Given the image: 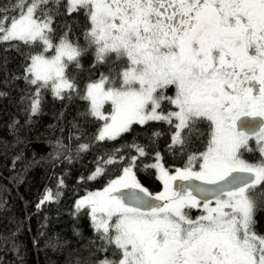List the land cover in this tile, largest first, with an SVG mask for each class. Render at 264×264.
<instances>
[{"label":"snow or ice","instance_id":"snow-or-ice-1","mask_svg":"<svg viewBox=\"0 0 264 264\" xmlns=\"http://www.w3.org/2000/svg\"><path fill=\"white\" fill-rule=\"evenodd\" d=\"M0 45L23 58L12 79L31 115L45 93L84 102L95 132L77 156L124 141L88 179L119 173L74 205L94 233L87 264H264V0H7ZM144 159L162 191L137 178Z\"/></svg>","mask_w":264,"mask_h":264},{"label":"trees","instance_id":"trees-1","mask_svg":"<svg viewBox=\"0 0 264 264\" xmlns=\"http://www.w3.org/2000/svg\"><path fill=\"white\" fill-rule=\"evenodd\" d=\"M5 47L0 45V91L7 93L0 96V264H87L88 241L94 233L87 213L74 215V205L86 192L102 189L119 173V165H110L106 175L88 179L97 157L112 153L124 141L94 144L88 153L77 156L78 144L88 142L95 132V124L79 115L84 102L61 101L45 93L41 111L31 115L21 99L28 86L12 79L21 75L23 58L14 50L5 52ZM83 63L86 81L90 60L85 58ZM153 127L163 133L158 149L168 165L180 166L179 159L167 152V125ZM137 131L144 142L145 130ZM82 132L87 135L76 140ZM151 162H138L137 178L154 194L162 184L155 170L144 168ZM61 179L64 184L58 188ZM47 190L61 195L38 208ZM259 227L264 231V212Z\"/></svg>","mask_w":264,"mask_h":264},{"label":"flooded vegetation","instance_id":"flooded-vegetation-1","mask_svg":"<svg viewBox=\"0 0 264 264\" xmlns=\"http://www.w3.org/2000/svg\"><path fill=\"white\" fill-rule=\"evenodd\" d=\"M248 155H249V157H248V159L250 160V161H253V162H258L259 161V155L257 154V153H248ZM194 212L193 213H195V211H197V210H193ZM198 213H195L193 216H195V215H197Z\"/></svg>","mask_w":264,"mask_h":264},{"label":"rangeland","instance_id":"rangeland-1","mask_svg":"<svg viewBox=\"0 0 264 264\" xmlns=\"http://www.w3.org/2000/svg\"><path fill=\"white\" fill-rule=\"evenodd\" d=\"M103 188H104V187H103ZM103 188H102V189H103ZM98 190H101V189H98ZM98 190H92V191H88V192H93V191H98ZM162 190H163V188H161V190H159V191H157V192H160V191H162ZM88 192H86L84 195H86ZM157 192H156V193H157ZM154 194H155V193H154ZM84 195H82L81 197H83ZM81 197H80V198H81ZM78 199H79V198H78ZM195 213H198V214H199L198 211H195ZM198 214H197V215H198Z\"/></svg>","mask_w":264,"mask_h":264}]
</instances>
